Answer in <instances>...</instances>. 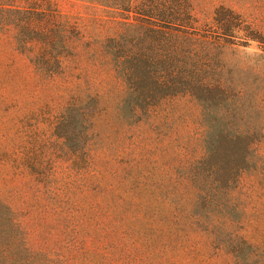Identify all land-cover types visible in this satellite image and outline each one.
Here are the masks:
<instances>
[{
    "label": "rangeland",
    "instance_id": "rangeland-1",
    "mask_svg": "<svg viewBox=\"0 0 264 264\" xmlns=\"http://www.w3.org/2000/svg\"><path fill=\"white\" fill-rule=\"evenodd\" d=\"M190 2L197 29L212 24L223 5L264 35V0ZM0 4L49 8L68 27L57 67L34 63L38 42L22 51L13 28L0 29V201L15 211L39 263L236 264L213 244L201 216L205 207L195 206L186 177L205 157L198 103L167 98L132 122L121 111L125 85L103 44L130 17L79 0ZM261 45L240 49L264 54ZM49 74L54 77L45 79ZM261 95L264 103V88ZM76 97L85 103L79 111L92 118L87 135L79 115L69 127H56ZM263 119L254 111L249 118L259 126ZM63 129L72 135L63 136ZM244 161L229 217L246 242L244 258L264 264V127ZM211 163L225 167L227 159L217 155ZM234 164L243 166L239 159Z\"/></svg>",
    "mask_w": 264,
    "mask_h": 264
},
{
    "label": "trees",
    "instance_id": "trees-1",
    "mask_svg": "<svg viewBox=\"0 0 264 264\" xmlns=\"http://www.w3.org/2000/svg\"><path fill=\"white\" fill-rule=\"evenodd\" d=\"M79 1L131 19L103 44L115 74L125 85L121 111L127 121H134L139 113L149 112L167 98L188 96L198 103L205 127V157L186 175L196 190L195 206L202 202L205 207V214L196 215L204 217L205 230L213 236L217 249H225L236 264H255L242 254L241 245L246 242L231 224L229 211L232 190L245 168L244 154L262 136L264 127V119L263 126L249 120L253 111L264 117V54L249 56L240 48L258 43L264 51V35L223 5L215 8L212 24L197 29L190 0ZM7 28L14 29L22 51L32 41L40 44V51L32 57L35 64L59 65L68 27L54 10L0 4V29ZM53 77L44 76L48 80ZM84 104L80 98L72 99L56 127H69L79 115L87 135L92 118L89 111H79ZM62 131L63 136L72 135V129ZM217 155L222 163L227 159L225 167L211 163ZM237 159L242 167L234 164ZM0 264H40L37 254L26 245L15 211L1 201Z\"/></svg>",
    "mask_w": 264,
    "mask_h": 264
}]
</instances>
